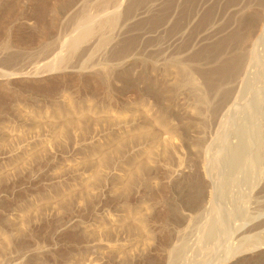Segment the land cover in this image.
<instances>
[{
    "label": "rangeland",
    "instance_id": "obj_1",
    "mask_svg": "<svg viewBox=\"0 0 264 264\" xmlns=\"http://www.w3.org/2000/svg\"><path fill=\"white\" fill-rule=\"evenodd\" d=\"M242 14L264 15V0H0V264H213L240 246L225 232L239 220L223 213L216 248L199 241L218 214L202 212L176 69L146 84V69L135 74L130 60L153 32L191 57L207 43L211 32L193 46L208 23L223 32ZM84 24L87 38L71 46ZM144 117L148 157L151 137L132 138ZM250 164L243 171H264V161ZM240 181L246 192L252 181ZM179 244L183 255H169Z\"/></svg>",
    "mask_w": 264,
    "mask_h": 264
},
{
    "label": "bare ground",
    "instance_id": "obj_2",
    "mask_svg": "<svg viewBox=\"0 0 264 264\" xmlns=\"http://www.w3.org/2000/svg\"><path fill=\"white\" fill-rule=\"evenodd\" d=\"M84 25L81 31L79 28L76 29L75 35L70 34L73 35L71 40L68 38L69 42H72L71 46L77 45L87 38L86 35L89 34L90 28L88 29V24ZM214 25H216L215 21L208 23L203 34L201 33L202 35H198L195 39L196 42L193 40L195 47L203 35L205 37V34L211 32L205 39L207 43L204 42L206 44H203L204 46L200 47L191 57H183L187 55L186 52L182 53L184 49L181 51L180 47L171 48L169 43L160 42L161 40L156 37V32H153L151 44L143 50L139 45L135 46L130 61L135 74L139 75L143 68L146 69V84L151 79L165 80L166 77L171 76L173 72L171 69H176L177 75L174 73L173 85L183 91L181 104L187 121V126H185L187 128L183 131L185 133L183 143L187 150L200 161L198 178L201 179L202 188L199 195L202 197L204 206L201 211L203 213L204 211L205 213L215 211L218 216L214 217V221L216 222L218 219V226H220L216 229L213 225L216 223L213 221L210 223L212 225L204 227L205 229L201 232L202 236L199 235V239L201 237L199 241L207 246L211 244L216 248L217 244L212 245V241L214 236H220L219 234L216 236L217 232L220 233L219 229H224L222 213L226 214L228 220L230 217L236 216L239 223L235 229L231 225H227L226 236L230 234L232 239L234 235L235 238L240 236L243 241L235 250L227 249L228 251L222 256L220 255L221 257L217 258L216 262H212L213 264H240V258L253 256L264 258V219L258 224L239 231L250 219L264 214V171H248L247 168V171H243L251 160L250 165H258L264 161V120L262 121L261 113H259V111H264L262 110L264 107V73L259 76L256 74L257 68L261 66L264 71V15L256 17L250 14L239 15L233 26H228V29L224 30L225 32H221L222 29L214 31V27H216ZM182 38L184 37L182 36ZM176 39H178V35ZM176 39L174 43L177 42L181 45L180 39H178L179 41ZM203 40L204 38L201 39V42ZM54 67V65L49 66V71H52ZM146 114L145 116H147ZM149 117H144L142 125H138L140 127L138 130L136 129L138 132L134 130L136 133H133L132 138L135 141L142 138L149 139L148 137H151L149 143L154 141L152 140L153 135L150 133L151 130L149 131ZM156 120L154 119V121ZM166 129L168 133H172V126L169 128L167 126ZM170 137L168 135L167 141H170ZM153 148V143L146 147L147 157L153 153ZM201 160L203 161L201 162ZM208 161L216 163L218 166L221 165L226 171H211ZM237 179L239 182L243 179L246 183L252 181L247 184L246 192L242 187L237 191ZM221 195L229 198L230 201L227 203L229 208L223 207L221 210L219 207L222 205L219 199ZM203 216L205 217V215ZM179 246L180 244L174 246L172 251H168L169 255L179 253L182 256L183 254L180 253L182 247ZM183 250L185 251V249ZM194 263L193 261L192 264Z\"/></svg>",
    "mask_w": 264,
    "mask_h": 264
}]
</instances>
